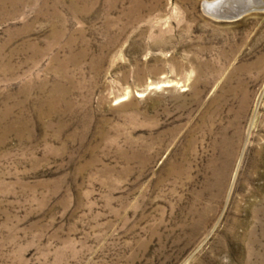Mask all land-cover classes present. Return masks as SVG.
<instances>
[{
    "label": "rangeland",
    "instance_id": "rangeland-1",
    "mask_svg": "<svg viewBox=\"0 0 264 264\" xmlns=\"http://www.w3.org/2000/svg\"><path fill=\"white\" fill-rule=\"evenodd\" d=\"M214 1L0 0V264H264V10Z\"/></svg>",
    "mask_w": 264,
    "mask_h": 264
},
{
    "label": "water",
    "instance_id": "water-1",
    "mask_svg": "<svg viewBox=\"0 0 264 264\" xmlns=\"http://www.w3.org/2000/svg\"><path fill=\"white\" fill-rule=\"evenodd\" d=\"M208 13L220 20L237 21L244 16L264 10V0H217Z\"/></svg>",
    "mask_w": 264,
    "mask_h": 264
},
{
    "label": "bare ground",
    "instance_id": "bare-ground-1",
    "mask_svg": "<svg viewBox=\"0 0 264 264\" xmlns=\"http://www.w3.org/2000/svg\"><path fill=\"white\" fill-rule=\"evenodd\" d=\"M246 98V97H245ZM246 105H247V100L245 99V101L243 102V108H245L246 107Z\"/></svg>",
    "mask_w": 264,
    "mask_h": 264
}]
</instances>
